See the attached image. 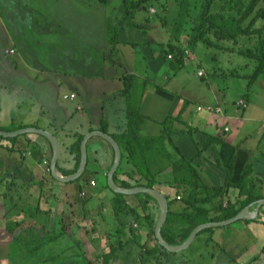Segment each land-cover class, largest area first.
<instances>
[{"label":"rangeland","instance_id":"rangeland-1","mask_svg":"<svg viewBox=\"0 0 264 264\" xmlns=\"http://www.w3.org/2000/svg\"><path fill=\"white\" fill-rule=\"evenodd\" d=\"M178 1L152 0L146 9L140 7L132 10L131 17L119 27L118 39L120 42L130 40L133 43L128 45L121 43L120 47L118 45V49L114 48L111 54L108 41L111 35L109 30L125 14L123 0H0V25L3 27L0 30V56L5 60L0 64V79H3L1 76L4 73L11 69L15 70L16 67L18 72H24L25 76L32 80L35 78L36 81H45L46 76L53 75V78L56 76L59 83L56 84L58 97L52 102L59 107L60 117L73 113L77 114V117L84 114L88 119L89 117L94 119L87 111L88 104L91 103L93 107L100 108L101 103L96 102L97 100L102 101L106 98L104 100L106 105L111 102L110 91H119L120 94L124 87V84L122 87V83L117 81L116 77V74L124 72L123 67L114 58L121 60L123 55L125 57L132 55L131 59H127V67L126 65L125 67L128 69L127 72L134 69L138 74L135 77L133 75L134 98H138L145 87H165L167 91L187 100V112L194 113L189 121L191 124L201 114L195 112V106L200 105L204 108L214 91L223 93L222 101L228 102L231 107L237 104L241 97L247 95V104H249L244 117L249 120L250 125L261 126L264 122V77L257 76L255 80L250 81V75L254 69L253 61L243 54L216 50L215 47H208L201 41L188 46L189 33L193 24L189 16L182 18L184 22L175 41L174 28L176 22L181 19L177 14ZM262 6H264V0L258 4L259 8ZM248 20L249 18L245 20V23ZM260 22L261 20L253 22L254 26H258ZM132 24H139V26ZM170 43H177L184 50V61L179 67L172 65L170 60L173 56L171 58L165 56ZM224 45L226 48L230 46L238 48L240 44L235 45L229 41ZM10 47H14L16 53L6 55L4 50ZM149 57H157L156 65L154 64L152 69L149 68ZM199 70L203 71L202 76L197 74ZM231 71L236 72V75H232ZM113 75L115 76L112 78ZM53 80L55 87V79ZM0 88V115L7 119L8 115L10 116V110L15 109L18 119L24 116L23 113H28L27 104L20 101L24 99L25 89L18 96L10 97L9 84L5 82ZM11 88L16 90L17 86L14 85ZM74 89L80 90V94L74 100L63 98V95H69L74 92ZM103 89H107L106 94L101 93ZM41 101L42 97L38 100L36 97L31 98V103ZM115 102H119L118 99ZM78 104L83 107L82 110L75 109ZM238 108L242 109V106L239 105ZM203 110L205 113L212 114L210 111ZM236 110L239 114L241 113V110ZM77 117L76 119L69 117L66 126L74 125L73 127L81 129L80 125H83L86 120L84 118L78 120ZM173 137L183 147L185 156L189 153L194 154L197 149L194 142L198 141L200 145L202 143L201 134L196 132L193 136L183 133L175 134ZM9 142V139L0 137V149L8 150ZM213 148L206 151L207 159L212 160L217 157L216 154L210 157ZM14 153L19 156L18 150ZM123 164L124 162L121 166ZM214 169L212 184L223 183L219 179L222 175L221 167ZM0 178L2 179L3 175L0 174ZM161 185L163 188L164 185ZM21 201H23L22 198L18 200V202ZM91 203L95 206L103 205L105 211L108 209L109 219L104 218L103 222H99L101 228L95 239L88 236V240L82 231L76 232L73 238L67 236L50 238L54 234H48L49 237L45 234L47 237L44 238L42 234L22 238L23 235L17 236L10 233L11 237L7 233L9 238L5 239L0 231V240L10 243L8 249L0 247V264H235L227 260L228 256L219 261L223 254L219 257L221 252L215 241L217 233L224 229L218 226L213 227L212 232L206 231L199 234L187 248L181 251H167L164 254L152 256L143 254L142 261L139 258L140 251L138 253V243L141 240L138 238L133 247H129L130 252L122 251L114 260L110 257L111 255L106 254L109 251V242L113 240L111 236L113 227L116 225L110 204L96 198H91L88 204ZM181 206L179 201L171 204L175 210ZM17 214H11L10 217ZM89 222L90 217L87 216L83 224ZM0 224L3 225V223ZM12 225L13 222H10L4 226L7 229ZM87 226L91 227L90 224ZM134 228H137V225ZM208 235H211L213 239L207 244L204 239ZM49 239L52 240L48 241ZM258 242L264 243V234H258ZM126 253H128L127 257Z\"/></svg>","mask_w":264,"mask_h":264},{"label":"crops","instance_id":"crops-1","mask_svg":"<svg viewBox=\"0 0 264 264\" xmlns=\"http://www.w3.org/2000/svg\"><path fill=\"white\" fill-rule=\"evenodd\" d=\"M2 28L0 25V30ZM132 42L130 40L120 42L119 40L116 47L118 49V45L120 47L121 43L128 45ZM9 49H13L14 52L8 53L5 49L4 53L6 55L16 53L14 47ZM131 57L133 56L125 57L123 55V59L120 60L124 72L116 74V77L117 81L122 83V87L121 77L124 74H132L134 77L138 75L134 69L127 72V59H131ZM156 59L157 57H149V68L152 69L156 65ZM4 62V58L0 56V64ZM98 77L102 79L101 76ZM1 78L3 79H0V86L5 82L7 85L9 84L8 93L10 97L18 96L25 89L24 99L20 101L27 104L26 111L28 113H23L24 116L18 119L15 109L10 110V116L8 115L9 118L7 119L0 115V131L13 132L24 127H37L54 134L60 143L61 151L56 164L62 174L63 170H71L74 167L75 155L69 148L77 135H84L91 130H101L100 127L104 124L105 132L117 137L126 127L128 102L126 96L122 93V89L120 92L122 97L119 91H110L111 98L109 100L111 102L106 103V105L104 103L106 98L102 101L97 100L96 102L101 103L100 108L93 107L91 103L88 104L87 111L94 119L90 117L88 119L84 114L77 117V114L73 113L65 114V117L61 118L59 107L52 102L54 98L58 97L56 84L59 83L56 76L54 78L53 75L51 77L46 76L45 81H36L35 78L32 80L25 76L24 72H18L16 67L15 70L11 69L6 74L4 73ZM53 79H55V87ZM14 85L17 86L16 90L11 88ZM106 90L103 89L101 93L106 94ZM71 93L75 94L72 99L64 98V95L63 98L74 100L80 94V90L74 89V92ZM84 93L86 94V92ZM35 97L37 100L42 97V103H31V98ZM222 98H224L223 93L214 91L209 101L205 103L204 106L211 105L214 107L210 111L212 114L205 113L203 109L198 110L197 107L200 105H196L195 112L201 114L198 115L194 123H191L197 129L196 133L204 131L222 138V143L211 146L214 148L210 155L211 157L216 154L220 158V164L216 163V157L212 160L206 158L208 149L203 151L199 157H196L194 163L198 166L202 178L208 184H212L215 167H221L222 175L219 179L224 183L225 169L232 164L231 181L237 182L245 164L250 163L252 167L250 178L253 184L252 191L260 196L259 199H263L264 122L261 126H253L244 117L246 114L244 112H246L249 104H247L248 98L241 97V100L246 101V105L242 109L238 108L239 103L231 107L228 102L224 103ZM116 99L119 102H115ZM86 101H89V99H86ZM186 101L183 97L167 91L165 87H145L139 93L138 98H135L139 112L146 117L140 125L141 132L148 135L155 134L159 130L158 121H162L169 114H177ZM33 106H36V108H33ZM187 108L183 113V117L191 121L194 113L187 112ZM75 109L82 110L83 107L78 104ZM236 109L241 110V113L239 114ZM69 117L71 119L77 117L78 120L84 118L86 121L83 125H80L81 129L73 127L74 125L68 127L66 124ZM0 137L10 140L7 145L8 150L0 149V174L3 175V178H0V223H3V225L0 224V231L3 233V238H9L7 233H12L4 225L15 221L20 222V225L13 229V233L17 236L23 235L22 238L37 236L34 234H42L43 238L49 237L48 234H54L50 238L61 236L73 238L76 236V232L82 231L87 239L88 236L95 239L99 233V228H101L99 222H103L104 218L109 219L107 217L108 209L105 211L103 205L95 206L94 203L89 205L88 202L91 198H96L99 201L102 199L110 203L114 195L113 191L105 186L107 184V172L112 165L114 156L109 145L99 136L90 137L86 144L87 160L83 177L78 181L63 182L55 179L51 172L46 170V165L43 164V160H47L50 168L52 156L51 144L43 135L36 132H22L12 136L0 135ZM195 143L199 142L196 141ZM181 148L183 151L182 146ZM15 150H18L19 156L14 153ZM39 150L41 153H38ZM191 156L192 154L189 153L186 157ZM122 169L129 170L131 165L124 162ZM120 176L123 175L120 174ZM92 181L94 183H91ZM223 183L213 185H222ZM161 186L159 185L165 195H170L175 191L167 185H164L163 188ZM21 198L23 201L18 202ZM243 198L244 196L239 194L238 188L231 186L225 195L221 198L217 197L214 201L221 199L224 202L227 200L233 202ZM257 200L246 205L248 206L249 212H247V215L249 217L234 221L232 222L233 225H225L227 227L218 226L224 229L219 231V234L217 233L215 241L221 252L219 257L223 254L219 261L223 260L225 256L229 257L228 261L231 260L235 264H256L264 259V243L258 242V234H264V203H261L259 209L256 210ZM130 201L136 202V200L131 199ZM211 205L212 203H209L205 206L209 207ZM154 212L156 213V210ZM16 213L18 214L10 217L11 214ZM87 216L90 217L88 224L91 227H88V224H83ZM135 225L137 224L134 223ZM146 231L145 227L140 230L141 240L144 239ZM209 238L210 240L213 239L211 235H208L204 240L206 241ZM8 244L10 243L0 240V247H3V249H8ZM240 258L242 260L238 261Z\"/></svg>","mask_w":264,"mask_h":264},{"label":"trees","instance_id":"trees-1","mask_svg":"<svg viewBox=\"0 0 264 264\" xmlns=\"http://www.w3.org/2000/svg\"><path fill=\"white\" fill-rule=\"evenodd\" d=\"M151 2L152 0H123L125 14L109 30L111 35L108 37V41L111 54L119 42V27L131 17L132 10L140 7L146 9ZM260 2L261 0H179L177 14L181 19L176 22L174 39L175 41L178 39L177 33L180 32V27L184 22V20L182 22V18L185 19L189 16L193 24L189 33L188 46L201 41L208 47H215L216 50L243 54L253 61L254 69L250 75V81L255 80L257 76L264 77V6L259 8ZM247 18L249 20L245 23ZM256 20H261L258 26H254L253 22ZM132 25L139 26V24ZM229 41L240 45L238 48L232 46L226 48L224 44ZM168 47L165 56L171 54L173 59L170 61L178 67L181 66L184 61V50L177 43H170ZM114 59L120 63L119 58ZM231 74L236 75V72L231 71ZM121 79L124 84L122 93L126 96L128 106L126 127L117 137L113 136L121 149L120 164L113 174V179L116 185L125 188L146 186L163 193L159 187L163 184L175 189L173 195H165L169 210L161 228V235L168 244H180L198 224L233 217L246 205L260 198L252 191L250 163L245 164L237 182L231 181L232 164L225 169V179L222 185L208 184L202 178L201 171L194 160L211 146L222 143L223 140L219 136L204 131L199 132L202 139L200 147L199 143L193 141L197 147L194 154L189 158L183 154L181 146L173 136L183 133L193 136L197 130L189 123L188 119L183 117L187 101L183 103L177 114H169L162 121H158L159 130L155 134H143L140 125L146 117L139 112L138 105L132 95L133 75L124 74ZM243 97L247 98V95ZM100 129L105 131L104 124ZM82 137V134L77 135L75 141L70 145L69 149L75 155V164L71 170H63L64 175L74 172L78 167ZM105 142L114 155L112 146L107 141ZM38 153L41 151L39 150ZM219 159L216 157L217 164H220ZM123 162L129 163L131 169L123 170L121 166ZM85 171L86 169L75 181L80 180ZM105 186L108 187L107 184ZM231 186L237 187L239 194L244 198L233 202L230 200L224 202L221 199L214 201L217 197L221 198L225 195ZM113 194L109 204L116 225L113 227L111 235L113 240L109 242V251L106 254L111 255L110 257L114 260L117 259L122 251L133 247V244L141 237L140 230L144 227L147 230L146 235L138 243L140 260L142 261L143 254L152 256L166 253L167 250L158 243L154 235V226L159 212L157 201L144 192L132 195L116 192ZM130 199L136 200V202H131ZM176 201L182 205L178 210L171 207V204ZM209 203L212 205L205 206ZM134 222L137 224V228H134ZM19 225L20 222L14 221L7 230L13 233V229ZM212 229L213 227H209L201 230L195 238L202 232H212ZM209 241L210 238L206 240V243ZM128 253H126V257Z\"/></svg>","mask_w":264,"mask_h":264},{"label":"water","instance_id":"water-1","mask_svg":"<svg viewBox=\"0 0 264 264\" xmlns=\"http://www.w3.org/2000/svg\"><path fill=\"white\" fill-rule=\"evenodd\" d=\"M22 132H36V133L43 135L45 138L48 139V141L51 144V148H52V156H51V160H50V172L55 179H57L59 181H63V182L73 181V180L77 179L78 177H80V175L84 172V169L86 166V160H87V146H86V144H87V140L90 137L99 136L102 139H104L105 141H107L112 146L113 151H114L113 162H112V165L107 172V185H108V187L113 192L126 194V195H132V194H136V193H140V192L148 193L157 201L159 212H158V217H157V220H156L155 226H154V235H155V238L157 239L158 243L160 245H162L167 251L177 252V251H181V250L187 248L192 243V241L194 240L196 235L201 230H203L205 228L224 226V225H227L231 222H234V221H237L240 219H245V218L249 217L247 215V212H249L248 206H245L236 215H234L233 217H230L228 219H224V220H220V221H209V222H203V223L198 224L197 226H195L191 230L188 237L180 244H175V245L168 244L163 239V237L161 235V228H162V226H163V224L167 218V214H168V210H169L168 201H167L165 194L162 193L161 191H159L155 188H151V187L136 186V187H131V188H125V187H121V186H118L115 184L114 179H113V174L117 170V168L120 164L121 149H120V146H119L117 140L112 135H110L109 133H107L103 130H91V131L85 133L83 135L81 141H80V160H79L78 167L74 172H72L68 175H64L59 171V169L57 168V164H56L57 159L60 155V151H61L60 143H59L58 139L56 138V136L54 134H52L51 132L44 130V129H41V128H37V127H24V128H21L20 130H16L13 132L0 131V135L12 136V135H16V134H19ZM261 203H264V198L257 200L256 210L259 209V206ZM256 264H264V259H262L260 262H257Z\"/></svg>","mask_w":264,"mask_h":264},{"label":"built area","instance_id":"built-area-1","mask_svg":"<svg viewBox=\"0 0 264 264\" xmlns=\"http://www.w3.org/2000/svg\"><path fill=\"white\" fill-rule=\"evenodd\" d=\"M6 52H8V53H12V52H14V50H13V49H8V50H6ZM167 57H168V58H171L172 56H171V54H168ZM197 74H198L199 76H202V75H203V71L199 70V71L197 72ZM74 96H75L74 93H70L69 95H64V98H70V99H72ZM238 103H239V105L242 106V107H244V106L246 105V102H245L244 100H240ZM197 109H198V110L205 109V110H207V111H212V110L214 109V107L211 106V105L204 106V108H203L202 106H198ZM217 109H219V108H217ZM225 130H227V128H225ZM43 164L46 165V170H47V171H50V168H49V165H48V161H47V160H43ZM91 183H94V181H92Z\"/></svg>","mask_w":264,"mask_h":264}]
</instances>
